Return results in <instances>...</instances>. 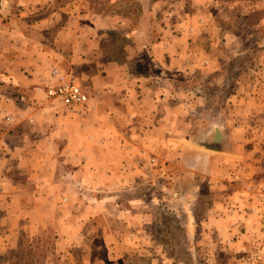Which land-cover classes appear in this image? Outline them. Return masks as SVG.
<instances>
[{
	"label": "rangeland",
	"instance_id": "obj_1",
	"mask_svg": "<svg viewBox=\"0 0 264 264\" xmlns=\"http://www.w3.org/2000/svg\"><path fill=\"white\" fill-rule=\"evenodd\" d=\"M16 1L0 0L3 113L6 97L24 96L8 81L9 72L21 66L9 58L16 37L7 27L10 18L19 15ZM71 1L77 2L81 13L101 22L96 30L86 28L93 40L83 44L92 46V55L67 57V63L57 67L83 87L87 103L67 108L37 90L55 107L56 116L69 121L64 136L56 135L57 144L93 142L92 134L105 128L103 109H122L129 103L134 104L132 113L139 126L121 111L115 114L112 128L119 145H126L127 139L141 144L143 136L130 128H151L143 126L139 111H149L158 101L153 97L137 106L142 87H133L157 81L165 87L160 96L166 99L153 112L168 116L159 121L158 129L167 135L160 157L168 170H150L139 184L91 190H98L99 197L110 190L106 203L114 215L104 216L98 208L99 215L86 223L83 235L87 238L74 246L61 243L65 235L59 232L57 219L42 217L26 225L15 216L18 199L7 197L0 204V264H264V0ZM38 6L31 19L45 15ZM28 20L22 16L20 23L28 24ZM45 36L48 42L50 35ZM44 61L45 57H39L40 65H46ZM49 72L46 79H39L38 88L51 83ZM92 99L97 103L104 99L105 106L96 111ZM45 125L39 123L47 130ZM216 126L224 133V152L192 145L200 132ZM154 174L159 176L155 182L149 179ZM89 199L83 197L88 203ZM126 210L143 212L135 215ZM107 226L116 231V239L126 237L130 242L108 251L97 232L92 233L93 227ZM144 226L142 236H132ZM132 241L145 244L139 247L143 255L129 245ZM131 247L136 250L129 254Z\"/></svg>",
	"mask_w": 264,
	"mask_h": 264
},
{
	"label": "crops",
	"instance_id": "obj_2",
	"mask_svg": "<svg viewBox=\"0 0 264 264\" xmlns=\"http://www.w3.org/2000/svg\"><path fill=\"white\" fill-rule=\"evenodd\" d=\"M39 4V9H43L45 15L31 19L37 11L35 6ZM15 5H18L15 10L19 15H15V18L11 17V24L7 27L16 37L9 58L13 59L15 65L21 64V66L9 72L8 81L11 88H18L24 96L21 99L15 96L6 97L7 104L3 105L6 107L5 113H3L2 101L6 100L0 98V127L6 126L5 130L0 128V204L8 199L13 201V197L17 198L19 205L16 203L14 210L19 212L15 216L22 218L26 225L33 224L35 220L42 221L40 219L42 217L57 219L61 229L59 232L65 235L61 237V243L74 246L75 243L87 238L83 235L87 232L86 223L98 216L99 212L104 216L114 215L108 211L109 204L106 203L111 198L110 190H106L105 195L101 197L95 194L98 190L95 193L90 192L91 190H96L98 186L106 188L118 183L139 184L140 181H144V173L150 170L155 172L168 170L165 158L160 157L161 144L167 135L158 130L161 127L159 121H166L168 116L165 114L162 117V112H153L154 107L162 105V99H166L164 95L160 96L165 87L157 81L147 84L137 83L133 87L135 89L142 87L138 93L137 106L143 105L141 101L147 102V99L152 100L153 97L158 101L149 111L145 108L139 111L143 113L140 119L143 121V126L151 125V128L137 127L133 130L130 128V132H137L138 137L143 136L141 144H136L127 137V144L119 145L117 131L112 128L115 114L121 111L131 124L137 122L138 118L132 113L134 104L130 103L125 104L122 109L112 110L109 107L103 109L106 116L105 128L92 134L93 142L79 140L67 143L62 140L57 144L56 135L64 136L65 126L69 121L55 115V107L37 91L38 81L40 78L46 79L50 69L66 64L67 57L81 58L83 54L92 55V46H84L83 42L92 43V28L96 30L101 20L81 13L76 1L18 0ZM22 16L29 17L28 24L20 23ZM86 28L90 29L91 33L86 31ZM45 34L50 35L48 42H45L47 39ZM162 44L163 42L157 44L156 48H161ZM162 50L168 51L163 48ZM39 57L46 58L43 62L46 65L39 64ZM61 59L64 61L61 62ZM148 93L146 98L144 94ZM0 96L2 97L1 94ZM167 98L170 100L171 94ZM90 101L96 111L99 107L101 109L105 106L104 99L98 103L97 100ZM107 103L106 105L110 106V100ZM6 116L10 119L6 120ZM146 120L151 121L152 124H145ZM39 123L46 124L48 129H44V126L39 127ZM127 133L128 131L125 134ZM158 177L154 174V177L149 179L155 182ZM85 185L89 187L80 188ZM83 189H89V193ZM85 195L90 198L89 203L83 200ZM7 197L10 198L6 199ZM102 205L106 207L105 211ZM124 212L141 215L143 211ZM26 225L23 224L21 227ZM141 229L139 228L137 233L132 232V236H142L146 226ZM127 230L128 228H125V232ZM101 231L103 234H100ZM94 232H97L95 236L104 243L108 251L120 250L123 245L130 242L126 237L124 241L116 239V231L112 226L104 227L102 230L93 227L92 233ZM129 245H135L137 255H143L139 253V247L142 248L144 243L132 241ZM128 250L130 254L136 248L131 247ZM156 260L161 259L156 258Z\"/></svg>",
	"mask_w": 264,
	"mask_h": 264
},
{
	"label": "built area",
	"instance_id": "obj_3",
	"mask_svg": "<svg viewBox=\"0 0 264 264\" xmlns=\"http://www.w3.org/2000/svg\"><path fill=\"white\" fill-rule=\"evenodd\" d=\"M51 83L38 91H42L46 97L56 100L63 106L71 109L82 107L88 101V94L83 87L76 82L70 74L59 68L50 70ZM10 119V117H6Z\"/></svg>",
	"mask_w": 264,
	"mask_h": 264
},
{
	"label": "water",
	"instance_id": "obj_4",
	"mask_svg": "<svg viewBox=\"0 0 264 264\" xmlns=\"http://www.w3.org/2000/svg\"><path fill=\"white\" fill-rule=\"evenodd\" d=\"M1 6V3H0ZM225 138L222 129L219 126L213 128V130L202 131L198 134L196 139L191 143L195 146L202 147L204 149L224 152L225 151Z\"/></svg>",
	"mask_w": 264,
	"mask_h": 264
}]
</instances>
